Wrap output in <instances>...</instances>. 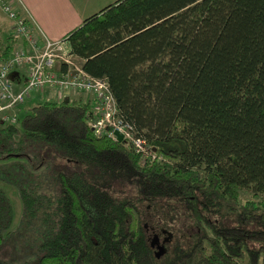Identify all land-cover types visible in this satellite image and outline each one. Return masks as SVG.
I'll return each instance as SVG.
<instances>
[{
  "label": "trees",
  "instance_id": "1",
  "mask_svg": "<svg viewBox=\"0 0 264 264\" xmlns=\"http://www.w3.org/2000/svg\"><path fill=\"white\" fill-rule=\"evenodd\" d=\"M63 38L155 158L94 134L81 99L36 102L0 127L65 162L50 187L18 189L36 229L22 264H264V0H114ZM175 211L192 233L171 227ZM11 219L0 186V247Z\"/></svg>",
  "mask_w": 264,
  "mask_h": 264
},
{
  "label": "built area",
  "instance_id": "2",
  "mask_svg": "<svg viewBox=\"0 0 264 264\" xmlns=\"http://www.w3.org/2000/svg\"><path fill=\"white\" fill-rule=\"evenodd\" d=\"M18 2L0 0V10L11 23V36L19 41L10 56L0 62V124L16 122L12 109L33 89L52 88L60 99L71 91H82L95 101L96 115L91 113L89 117L94 134L115 140L112 130L117 129L122 134L121 142L138 154L141 162L155 158L146 140L135 135L131 125L118 116L106 78L91 76L74 64L63 42L44 37Z\"/></svg>",
  "mask_w": 264,
  "mask_h": 264
},
{
  "label": "rangeland",
  "instance_id": "3",
  "mask_svg": "<svg viewBox=\"0 0 264 264\" xmlns=\"http://www.w3.org/2000/svg\"><path fill=\"white\" fill-rule=\"evenodd\" d=\"M10 32L9 19L0 10V47L5 43ZM71 59L74 64L79 65L80 60L78 58L72 57ZM41 90L42 91H37L35 89L31 90L30 94L24 97V99L12 109V112L16 115V125H18L22 115L28 112L30 107L36 102L46 99L53 101L62 100V98L60 99L55 94L52 88L46 87ZM4 125L6 124H0V127ZM18 139H21V152L24 155L15 158L6 157L7 147L10 146L13 150L17 149ZM159 158L158 156L157 159ZM38 162L39 164L37 165ZM64 166L65 162L59 157L58 153L47 148L44 144L29 141L19 132L7 136L5 133H0V186L4 188L12 208V219L9 226L11 234L6 237L0 247V261L2 264H22L26 260L29 261L33 259L30 249L34 246V242L36 241V229L35 227H31L32 225L28 226L20 220L21 200L18 194L19 187H41L46 189L51 186V177L49 175L52 174L54 170ZM123 192L124 194H128L127 190H123ZM118 195L122 196V193H118ZM237 196L238 201L241 203L250 197L249 192L246 190L239 191ZM168 215H171V227L174 230L178 229L181 234H190L195 230L188 217L181 211L171 212V214ZM163 217L164 215L160 212L156 215L157 222L161 227H163ZM225 221L229 223L228 219ZM40 236L41 232H39V237Z\"/></svg>",
  "mask_w": 264,
  "mask_h": 264
},
{
  "label": "crops",
  "instance_id": "4",
  "mask_svg": "<svg viewBox=\"0 0 264 264\" xmlns=\"http://www.w3.org/2000/svg\"><path fill=\"white\" fill-rule=\"evenodd\" d=\"M20 5L32 19V26L39 29L41 34L50 40L63 42L65 51L68 52V45L65 40L66 34L78 26L81 21L97 12L105 5L114 0H18ZM10 22V21H9ZM11 31V23H10ZM11 35L8 34V36ZM15 44L19 43L17 39ZM14 44V45H15ZM69 53V52H68ZM70 54V53H69ZM75 57L71 54V58ZM80 66V65H79ZM21 79H24L22 77ZM63 98H75L88 101L91 106L92 115H96L95 101L91 95L82 91H71Z\"/></svg>",
  "mask_w": 264,
  "mask_h": 264
},
{
  "label": "water",
  "instance_id": "5",
  "mask_svg": "<svg viewBox=\"0 0 264 264\" xmlns=\"http://www.w3.org/2000/svg\"><path fill=\"white\" fill-rule=\"evenodd\" d=\"M66 100V99H65ZM112 133L115 135V140L121 142L122 134L117 129H113Z\"/></svg>",
  "mask_w": 264,
  "mask_h": 264
}]
</instances>
